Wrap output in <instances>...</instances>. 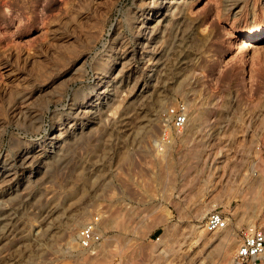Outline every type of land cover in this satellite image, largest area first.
<instances>
[{
	"label": "rangeland",
	"instance_id": "obj_1",
	"mask_svg": "<svg viewBox=\"0 0 264 264\" xmlns=\"http://www.w3.org/2000/svg\"><path fill=\"white\" fill-rule=\"evenodd\" d=\"M234 1L0 0V176L15 166L0 185V264H81L76 231L94 215L106 253L91 264H224L199 245L221 234L205 217L221 210L236 231L251 163L264 182V37L247 31L264 29V0ZM193 95L198 151L159 153L161 112ZM263 187L242 193L261 195L264 225Z\"/></svg>",
	"mask_w": 264,
	"mask_h": 264
},
{
	"label": "bare ground",
	"instance_id": "obj_2",
	"mask_svg": "<svg viewBox=\"0 0 264 264\" xmlns=\"http://www.w3.org/2000/svg\"><path fill=\"white\" fill-rule=\"evenodd\" d=\"M159 0H151V3H159L158 2ZM239 1V0H238ZM145 2V1H144ZM227 2V0H226ZM237 2V1H236ZM236 2L234 0H228V3H227V8L226 10H231V9H234L235 5H236ZM240 3V2H239ZM145 4H147V2H145ZM238 11V10H237ZM237 14H235V17H236ZM249 23V22H248ZM243 26V25H242ZM244 27V26H243ZM254 27L251 26H247V31L248 33H253L256 38L260 39L262 37H264V29H260V30H254L253 29ZM256 29V28H255ZM122 53V52H121ZM123 54V53H122ZM121 54V55H122ZM119 57V56H118ZM110 60V59H109ZM187 88H188V85H187ZM192 90V89H191ZM185 92L187 94L188 90L185 89ZM20 96V95H19ZM23 96V95H22ZM96 97V96H95ZM27 98V97H26ZM206 98V97H205ZM20 106L18 108V110L15 112V115L16 117L18 115H21V113H25V110H23V108H26L25 105H22V103H24L23 101V98L20 97ZM25 99V98H24ZM195 96L193 95V97L190 99V100H186V105H187V122H186V126H185V129H184V132L182 133V135L180 136V138L178 139L179 142H184L185 144H193V147L195 149V151H198V144L199 143V139H197V135H198V132L202 131L203 129V123H204V114L203 113L204 111H202V107H201V103L200 105H196L195 104ZM202 99V98H201ZM200 99V100H201ZM204 102V100H203ZM202 102V104H203ZM205 103V102H204ZM196 105V106H195ZM25 106V107H24ZM218 107V106H217ZM16 108V107H15ZM217 109V108H216ZM215 109V110H216ZM28 110V109H26ZM214 110V109H213ZM13 111V110H12ZM15 111V110H14ZM206 111V110H205ZM247 112V110H246ZM14 114V113H13ZM207 115V114H206ZM216 115V114H215ZM218 115H219V112H218ZM209 116V115H208ZM207 116V117H208ZM223 116V115H222ZM15 117V118H16ZM19 118V117H18ZM246 118V117H245ZM21 119V117L19 118ZM18 119V120H19ZM206 119V118H205ZM17 120V119H16ZM216 124H218L217 122H215ZM214 123V124H215ZM233 123V122H232ZM220 124V123H219ZM205 125V124H204ZM211 126V125H210ZM215 126V125H213ZM230 126V125H229ZM244 128V127H243ZM229 129V128H228ZM208 131V130H207ZM60 134V133H59ZM59 134H52V136L50 137L51 139H57L59 137ZM200 135V133H199ZM226 135V134H225ZM201 137V136H199ZM203 137V136H202ZM155 141V140H154ZM49 142V141H48ZM51 142V141H50ZM229 142V140H228ZM183 143V144H184ZM230 146V145H229ZM167 148H170L169 147H166L164 149V151L167 150ZM210 150V149H209ZM168 151V150H167ZM21 152V151H20ZM46 152V151H45ZM200 152V151H199ZM197 153V152H196ZM213 153V152H212ZM22 155L18 156L19 158H17L15 161H14V164H16L17 162H19V164L21 163V165L27 161H29L30 159L32 158H36L38 157V154H40V151L38 150H35V149H25L24 152L20 153ZM225 155V154H224ZM168 156V155H167ZM184 156V155H183ZM194 156V155H193ZM210 156V155H209ZM196 157V156H195ZM204 157V156H203ZM213 161H215V158L212 157ZM228 158V157H227ZM208 159V157H207ZM14 160V159H13ZM169 160V159H168ZM225 160V159H224ZM185 162V161H184ZM195 162V161H194ZM207 162V161H206ZM10 163V162H9ZM25 164V163H24ZM196 164V163H195ZM208 164V163H206ZM198 165V164H197ZM202 165V164H201ZM200 165V166H201ZM214 163L213 165L211 164V167L209 169V171L207 172V178L205 179L206 183L207 182H210L211 181V176H212V168L214 167ZM250 165V164H249ZM213 166V167H212ZM253 163H251L250 165V168L248 170V172H246V175L244 177V179L242 180V184L243 186H245L246 188L248 189H253L255 192V190L257 189V191L264 185V182H263V178L259 175L257 176V179L253 181V177L251 176V173L254 171L253 169ZM15 167V166H14ZM13 165L12 166H8L7 168H4V173H2V175L0 176V183L1 181H5V179L10 176L14 171V168ZM20 167V166H19ZM189 167V166H188ZM208 167V166H206ZM216 167V166H215ZM220 167V166H219ZM223 167V166H222ZM228 167V166H227ZM238 167V165H237ZM197 168V167H196ZM229 169V168H228ZM239 169V168H238ZM236 170V169H235ZM200 172L204 171L203 170V166L200 167L199 169ZM214 171V170H213ZM217 171V170H216ZM226 171V170H225ZM238 171V170H237ZM198 174V173H197ZM204 174V173H203ZM217 174V173H216ZM226 174V173H225ZM256 174V173H255ZM260 174V173H259ZM227 175V174H226ZM262 175V174H261ZM12 176V175H11ZM201 176V175H200ZM229 176V179L227 180L226 179V182L227 183H230V182H233L231 181V179H233ZM238 177V176H237ZM252 177V178H251ZM9 178V177H8ZM199 178V177H198ZM236 178V176H235ZM243 178V177H242ZM255 178V177H254ZM215 180V179H214ZM237 180V179H236ZM190 181V180H189ZM7 183V182H6ZM192 183V182H191ZM190 183V184H191ZM196 183V182H195ZM214 183V182H213ZM2 185V183L0 184ZM5 185V184H4ZM229 185V184H228ZM233 185V184H232ZM238 185V184H236ZM230 186V185H229ZM235 186V185H234ZM195 187V186H194ZM228 187V186H226ZM231 188H233V186H230ZM229 187V188H230ZM240 187V185H239ZM207 188V187H206ZM244 188V187H243ZM244 188V189H246ZM264 188V187H263ZM235 189V188H234ZM233 189V190H234ZM238 189V188H237ZM240 189V188H239ZM242 189V188H241ZM243 189V190H244ZM192 190V189H191ZM243 190H238V193L239 195H241L239 198H240V201L241 203L240 204H237L235 206V208H233L232 210V214L236 216L237 218V222L238 223H241L243 221H245L247 224H250V223H253L256 219V217L258 216V213L260 211V204L262 202V198L259 196V193L255 194V196L252 198H244L246 197V195L244 196L243 195ZM245 191V190H244ZM192 192V191H191ZM246 192V191H245ZM252 192V191H251ZM248 194V193H247ZM198 208V207H197ZM196 210V209H195ZM194 210V211H195ZM206 209L204 210L203 207L202 208H199L195 211L194 213V217L198 220H201L203 218V215L205 213ZM123 216V215H122ZM108 220V219H107ZM106 225L108 224V226H115L119 229H124L126 227L125 223L120 219V218H117V217H112L110 218L108 221L105 222ZM105 226V224L103 225ZM102 226V227H103ZM149 226V224H146V226L144 227H147ZM107 227V226H105ZM171 227V226H170ZM200 227V226H199ZM104 228V227H103ZM116 228V229H117ZM171 229V228H170ZM174 230V229H173ZM171 230V231H173ZM168 231V230H167ZM170 232V230H169ZM213 232H221V234L215 238H213L212 236L210 237H207L205 235V233H198V239L200 240V244L199 245H207L209 243L213 244L212 247H214L217 251V253L219 254V259L220 260L219 262H224V264H234V261L232 260V257H231V254L233 252V248L236 246L237 244V239H236V231L232 230L229 226V221L226 220V226L224 228H221L219 230H216V231H213ZM209 236V235H208ZM170 237V236H169ZM169 241V240H168ZM175 241V240H174ZM68 242L69 244L65 247L66 249H72L76 246V243H75V236L73 235H69L68 237ZM103 242V241H102ZM66 243V242H65ZM137 248V247H136ZM150 248V247H149ZM105 249L104 248V245L100 242L98 243L93 250L91 251H88L87 255H83L84 257L81 258L82 262L81 264H91L93 263L96 259H97V256L98 255H105L104 252H105ZM134 250V249H133ZM136 250V249H135ZM154 250V249H153ZM156 251V250H155ZM215 251V252H216ZM137 252V251H136ZM159 252H162V251H159ZM106 253V252H105ZM110 253V252H109ZM128 253V252H127ZM157 253V252H156ZM135 254V253H134ZM160 254V253H159ZM156 255V254H155ZM107 256V255H106ZM158 256V255H157ZM108 257V256H107ZM154 258V257H152ZM205 258V257H204ZM199 259V258H198ZM152 260V259H151ZM154 260V259H153ZM80 262V260H79ZM154 262V261H153ZM217 264V263H216ZM258 264H264V258L262 259V261Z\"/></svg>",
	"mask_w": 264,
	"mask_h": 264
},
{
	"label": "built area",
	"instance_id": "obj_3",
	"mask_svg": "<svg viewBox=\"0 0 264 264\" xmlns=\"http://www.w3.org/2000/svg\"><path fill=\"white\" fill-rule=\"evenodd\" d=\"M161 129L154 139L159 153L174 145L184 132L187 122V107L183 102L166 107L159 117ZM226 218L221 210H210L203 224L206 231L213 232L226 226ZM76 242L83 251H91L100 242L102 233L99 218L94 215L76 231ZM237 244L231 254L235 264H258L264 258V225L258 221L245 224L236 230Z\"/></svg>",
	"mask_w": 264,
	"mask_h": 264
}]
</instances>
